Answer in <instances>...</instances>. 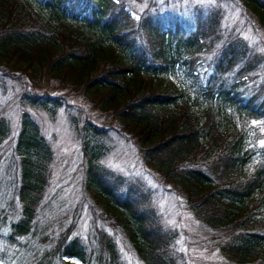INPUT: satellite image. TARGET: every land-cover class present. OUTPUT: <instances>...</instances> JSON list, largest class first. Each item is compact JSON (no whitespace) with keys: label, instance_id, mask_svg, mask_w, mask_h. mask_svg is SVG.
<instances>
[{"label":"trees","instance_id":"obj_1","mask_svg":"<svg viewBox=\"0 0 264 264\" xmlns=\"http://www.w3.org/2000/svg\"><path fill=\"white\" fill-rule=\"evenodd\" d=\"M167 2L134 17L131 0H0V86L16 91L14 124L0 101V264H126L122 247L188 264L156 191L105 163L119 142L198 223L200 248L264 264V0ZM41 110L75 134L74 208L46 199L57 161Z\"/></svg>","mask_w":264,"mask_h":264},{"label":"rangeland","instance_id":"obj_2","mask_svg":"<svg viewBox=\"0 0 264 264\" xmlns=\"http://www.w3.org/2000/svg\"><path fill=\"white\" fill-rule=\"evenodd\" d=\"M149 0H131L133 7L131 8L134 17H137L138 12L142 11L147 5ZM164 0H156V2ZM209 0H168L167 3L162 4V9L171 11L173 8L185 7L190 4H206ZM210 3V2H208ZM191 5V6H192ZM147 8V7H146ZM186 9V8H184ZM178 13L186 14V11H178ZM206 62V61H205ZM206 64L201 65V70L205 71ZM149 80L152 77H145ZM153 84H161L162 89L171 90L172 84L177 83L173 77H160L153 79ZM252 87L257 85L255 80L248 82ZM16 91L12 88V82L7 80L5 87L0 86V101L2 106H5V112L12 119V124L15 123L16 115L13 110L14 105H8V100H14ZM34 116L38 119L39 123L43 126V131L46 137L51 141L55 149L57 164L54 168L52 185L48 192L46 199L51 201V205L56 206L58 209L72 208L81 201L78 192V186L72 179L75 176L77 161L79 159L78 147L75 134L68 122L67 116L63 111L58 112L54 117H50L45 111H33ZM264 140V139H263ZM105 163L110 166L114 171L120 172L130 176H140L146 179V182L156 192V204L158 205L164 221L180 230L181 236L179 237V249L184 254L185 260L188 264H221L220 257L213 253L208 254L200 248L197 241L198 223L187 213L183 208H179L177 199L171 194L164 191L162 185L153 177L149 175L141 164L139 159L135 156L133 149L126 143H117L111 153L106 157ZM1 173V169H0ZM1 179V174H0ZM4 182V179L3 181ZM73 207V208H74ZM109 209V208H108ZM110 211H113L109 209ZM81 230L86 232L85 228L88 225V202H85L82 209ZM117 214L116 211H114ZM122 246V244L120 245ZM126 264H142L137 260L135 255L127 252L125 247L121 248ZM73 262H78L74 258H68ZM219 261V263H217Z\"/></svg>","mask_w":264,"mask_h":264},{"label":"snow or ice","instance_id":"obj_3","mask_svg":"<svg viewBox=\"0 0 264 264\" xmlns=\"http://www.w3.org/2000/svg\"><path fill=\"white\" fill-rule=\"evenodd\" d=\"M255 123V122H254ZM261 145L264 146V140L260 141Z\"/></svg>","mask_w":264,"mask_h":264}]
</instances>
